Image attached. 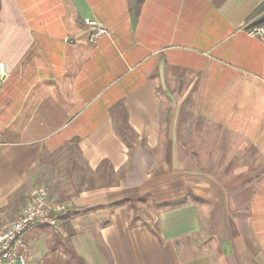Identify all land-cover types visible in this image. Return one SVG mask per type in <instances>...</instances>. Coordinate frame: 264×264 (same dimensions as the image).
Instances as JSON below:
<instances>
[{
  "label": "crops",
  "instance_id": "1",
  "mask_svg": "<svg viewBox=\"0 0 264 264\" xmlns=\"http://www.w3.org/2000/svg\"><path fill=\"white\" fill-rule=\"evenodd\" d=\"M136 1L0 0V222L43 187L35 264H264V0Z\"/></svg>",
  "mask_w": 264,
  "mask_h": 264
},
{
  "label": "built area",
  "instance_id": "2",
  "mask_svg": "<svg viewBox=\"0 0 264 264\" xmlns=\"http://www.w3.org/2000/svg\"><path fill=\"white\" fill-rule=\"evenodd\" d=\"M85 24L94 30L91 42H95L100 36L109 35L97 20H86ZM248 33L252 37L264 38V25L248 29ZM67 207L64 202L50 201L48 191L43 187L32 190L13 219L0 222V264H35L34 255L25 245V233L37 224L61 231L60 216Z\"/></svg>",
  "mask_w": 264,
  "mask_h": 264
},
{
  "label": "trees",
  "instance_id": "3",
  "mask_svg": "<svg viewBox=\"0 0 264 264\" xmlns=\"http://www.w3.org/2000/svg\"><path fill=\"white\" fill-rule=\"evenodd\" d=\"M145 0H137L133 11H134V15L137 16L139 15L140 11H141V6L143 4ZM262 13H264V3L252 14V16L249 18V21L256 18L257 16H260ZM184 204L183 201L177 202V203H172L170 204L171 207H177Z\"/></svg>",
  "mask_w": 264,
  "mask_h": 264
},
{
  "label": "rangeland",
  "instance_id": "4",
  "mask_svg": "<svg viewBox=\"0 0 264 264\" xmlns=\"http://www.w3.org/2000/svg\"><path fill=\"white\" fill-rule=\"evenodd\" d=\"M78 26H83V21H84V18L82 19H78ZM88 28L92 29L90 26H87Z\"/></svg>",
  "mask_w": 264,
  "mask_h": 264
}]
</instances>
